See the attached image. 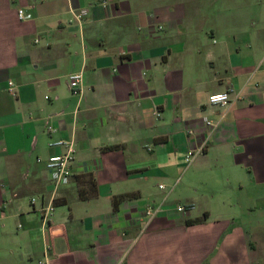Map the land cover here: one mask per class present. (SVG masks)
I'll return each instance as SVG.
<instances>
[{
	"label": "crops",
	"instance_id": "0c3cea01",
	"mask_svg": "<svg viewBox=\"0 0 264 264\" xmlns=\"http://www.w3.org/2000/svg\"><path fill=\"white\" fill-rule=\"evenodd\" d=\"M0 264H264V0H0Z\"/></svg>",
	"mask_w": 264,
	"mask_h": 264
},
{
	"label": "built area",
	"instance_id": "2783aa9c",
	"mask_svg": "<svg viewBox=\"0 0 264 264\" xmlns=\"http://www.w3.org/2000/svg\"><path fill=\"white\" fill-rule=\"evenodd\" d=\"M85 11L78 10L74 12V17L78 22H81L84 18ZM17 16L20 20H27L31 17L30 13L26 12L22 8L17 9ZM12 85V82H9ZM82 85V75L81 73H72L67 77V86L73 94L81 93ZM48 98V96H45ZM210 104L214 105H225L229 102V92H218L212 93L208 97ZM206 125H211V120L204 119ZM48 131H53L54 128L51 125H47ZM50 146H59L62 149L58 152H55L49 155L45 159V167L47 169L48 180L52 185V190L55 192L60 187L69 186L74 184V176L76 175L74 171V160L76 154V148L73 139H58L50 142ZM196 152L188 151L186 155V161L189 162ZM40 160L39 158L37 159ZM159 188L163 189L165 186L163 184L159 185ZM172 189V188H171ZM35 201V198H31V203ZM194 209L193 204H178L176 206L177 212L181 214H186ZM53 210L52 204L46 206L44 209L45 216L48 212ZM159 210V207H148L145 211V215L148 217L152 216L156 211Z\"/></svg>",
	"mask_w": 264,
	"mask_h": 264
},
{
	"label": "trees",
	"instance_id": "16d2710c",
	"mask_svg": "<svg viewBox=\"0 0 264 264\" xmlns=\"http://www.w3.org/2000/svg\"><path fill=\"white\" fill-rule=\"evenodd\" d=\"M74 184L77 187L78 199L86 200L97 194L96 181L92 173H81L74 176ZM127 195H121L113 198V206L117 207L119 202ZM202 220L194 219L186 221L187 224L198 223Z\"/></svg>",
	"mask_w": 264,
	"mask_h": 264
},
{
	"label": "rangeland",
	"instance_id": "374dc122",
	"mask_svg": "<svg viewBox=\"0 0 264 264\" xmlns=\"http://www.w3.org/2000/svg\"><path fill=\"white\" fill-rule=\"evenodd\" d=\"M174 203H178L177 201H175Z\"/></svg>",
	"mask_w": 264,
	"mask_h": 264
}]
</instances>
